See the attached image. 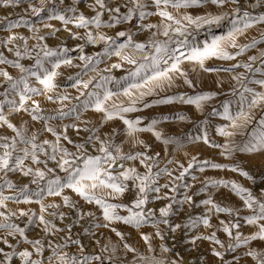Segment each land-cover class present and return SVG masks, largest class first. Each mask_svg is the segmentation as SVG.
Returning a JSON list of instances; mask_svg holds the SVG:
<instances>
[{
	"label": "snow or ice",
	"instance_id": "obj_1",
	"mask_svg": "<svg viewBox=\"0 0 264 264\" xmlns=\"http://www.w3.org/2000/svg\"><path fill=\"white\" fill-rule=\"evenodd\" d=\"M38 2L39 7L32 0H0V7H16L21 3H27L28 9L26 11H30L34 16L39 17L41 13H46L49 20H58L65 26L71 24L77 29L84 30L82 36L79 33H72V39H84L88 44L93 45L102 42L104 48L97 55L102 57L115 56L120 60V63L113 64L112 68H121L124 63H127L131 67L127 71V75L120 79L112 76H100L99 80H96V77L93 76L84 79L83 77L87 76L89 71L96 72V65L102 61L84 54L83 45H77L72 49L60 47L57 50L49 48L45 44L40 46V52L43 55L37 53L33 57L25 41L23 51L19 47H16L13 53L16 57L15 60L8 59L3 53H0V65H7L16 69L19 73L17 77H14L6 69L0 68V78L3 80V84H0V87L4 88V91L0 92V97H3V99H0V125L6 126L14 133L12 137H0V173L6 176L9 172H19L23 177H30V184L36 185V189L34 190L28 184H25L13 196H6L3 194V191H0V208L6 209V203L9 200L17 204H39L40 215L36 217V222H38V225L43 226L42 231L44 236L55 231L70 233L71 225L66 226L65 229H58L51 220L45 218V213H47L53 218L59 216L61 220L65 219V214L62 212H47L48 208L58 209L59 205H45L42 202L45 197H61L63 205L76 210V215L79 219H84L85 216L91 218L90 226L83 230L86 235L94 237L95 232L93 229L110 228L114 222H122L136 229L150 224L155 229V236L161 240L164 239V234L160 225L166 226L172 233H175L181 227L191 229L201 224L205 229H210L213 226L210 223L209 213H225L236 217L234 221L230 220L227 223L224 220L219 221L220 230L229 238L227 245L217 238L215 231L208 235L197 236L190 242L195 245L197 240L209 241L214 245L211 248V255L219 258L221 261L224 259V251L234 252L238 248L246 247L248 248L245 252L246 256L251 257L255 264H264V252L248 247L252 241H264V223L258 225V231L245 236L238 231L241 227V218L238 211L215 203L211 196H209L208 199L202 201V204L208 208V213L202 217L190 218L189 222L184 225H172L169 217L173 213V205L177 203L191 205L193 199L188 195H185L183 200H177L175 195L169 196L167 193L160 195L161 188H166L173 194L179 188L187 189L189 185L183 183V181L186 176L191 175L193 170L203 172L206 167L212 169L227 168L229 171L237 172L241 176L251 179L249 174L238 166H222L207 160L198 161L195 156L188 162L187 167L183 164L179 165L181 170L177 176H173L172 172L167 168L154 172V167H158L157 158L159 153L152 156L148 155L149 146L143 141L138 140L137 134L150 132L165 145L178 143V141L165 139L162 133L157 130L159 121L155 119L149 124L144 125L143 118L141 117H136L135 119L127 118V114L141 111L143 108H150L153 105L179 103L192 105L199 111L205 103L214 99V94L202 92L195 95L184 93L170 96L165 95L154 100L151 104L145 100V97L157 95L158 91H165L171 88L177 78H183V83L189 88L195 86L181 67L183 63L182 57L184 60L195 63L205 72H233L235 69L243 68L245 73H260L264 75V68H253V64L257 61L256 56H249L248 62H237L229 68L210 69L206 67V61L211 58L233 61L237 60V57L244 55L247 50L254 48L257 43L255 40L248 44H239L237 41L248 29L257 24H264V14L253 16L248 11H244L241 14L239 7H232L229 11L233 18L231 19V28L228 32L224 35L213 37L211 43H205L202 47H194L188 45L187 36L190 35L189 28L194 27L198 30L205 26H219L228 17L229 13L224 12L218 15L193 17L187 14V12L179 14V10L202 7L206 4L224 9L228 5H237L239 0H151L150 3L148 0H126L123 4L114 5H110L108 0H94V4L90 7L95 14L91 17L76 14L77 9L75 5L80 0H72L73 6L69 7L66 12L57 11L55 6L49 7V5H54V0H38ZM60 2L63 4V0H60ZM262 3H264V0H256V4L252 5V7H256ZM122 8L126 9V11L122 12ZM152 8L155 11H151ZM170 8L176 10L177 14L169 11ZM68 13H72V15H68ZM105 13L108 14V19L111 23L102 19ZM149 16L160 17L159 23H144ZM134 19L140 21L136 25L138 31H148L150 33L146 42H137L131 31H119L115 37L107 36L99 31L102 27L113 28L122 23H130ZM21 24H28V21L8 22L6 30L11 31L21 26ZM44 26L51 27V25L46 23ZM92 29L97 30L95 34ZM153 29L155 31H152ZM29 30L39 31V29L35 28V25H29ZM161 36L164 39L158 38ZM18 39L24 40L25 38L23 36L9 35L7 41L4 42L5 46L14 43ZM38 39L43 40L44 37L41 36ZM119 40H123V42H118ZM185 47H190L187 54L182 51ZM229 48L236 51L229 52ZM9 51H12V49H9ZM70 52H78L79 55L73 57L69 55ZM25 58L34 59L35 63L31 67H25L20 62ZM76 59L81 62L80 65L73 64V60ZM260 59L261 64L264 65V51L260 52ZM46 63L50 65V68L45 67ZM62 65L80 67L81 69L74 77L69 76V80L73 81L71 87L77 89L79 92V95L74 98L79 103L68 108L67 111H65V106L71 104L72 98L67 94L57 92L58 85L55 83L56 77L60 75L57 70ZM245 73H238L232 76V79L242 89H234L233 91V95H239V110L233 114L230 111V102H224L222 113L213 111V115H220L224 120L228 121L227 127L217 129V134L225 137L227 142L223 145H214V147L222 149L220 154L225 159L231 158L236 151L254 152L264 150V115L260 116L258 120L254 115V111L257 108L264 111V93H256L244 83L247 79ZM30 78H34L35 82L41 87L32 86ZM250 82L264 87V79ZM109 84H115L120 90H111L108 87ZM245 94H248V96ZM40 95H43L51 103H59L61 105L60 108L55 110L54 115L42 114L43 109L40 106V102L34 99L35 96ZM121 96L126 98V103L120 101ZM16 97H18V100L15 99ZM82 97H86V99L82 100ZM29 102H31V107L28 106ZM245 104H247V110H245ZM5 105L9 112L26 111L33 121L42 122L43 131L51 133L55 137V141L50 142L45 139L41 143H37L38 136L36 133L27 136L25 127L21 126L18 128L8 120L4 114ZM89 109L103 114L101 118L102 124L116 119L120 120L125 126L124 134L131 138L134 144H141L145 151L123 153L120 145L113 143L112 138L117 134L115 129L110 136L101 139L100 136L96 135V130L85 128L84 131H92V135L87 137L83 143L75 144V152H70L67 148L63 147L62 140L68 141V143H72V141L67 135L58 133L50 122L56 120L62 121L70 116L73 119L79 120L82 113ZM176 119L182 121L185 117L177 115ZM254 120L256 121L258 131L253 132L247 142L240 146L231 141V137L235 135L236 129L247 127ZM201 133V135L189 137V139L202 140L203 143L209 144L206 130L201 129ZM89 143L99 145L96 148V151L100 153L99 155L93 156L88 154L86 145ZM18 145H23V147H19ZM41 156L44 157L43 160ZM26 160H30L31 165L38 166L43 164L44 168L26 166ZM49 160L53 161L57 168L65 173V177L61 178L55 175L54 169L48 167ZM137 160L145 167L143 174L139 173L135 167H129L119 172H116V169L112 167L118 161ZM121 168H123L122 164ZM46 173H51L54 178H46ZM162 174L171 177L169 183L164 185L158 184V178ZM192 179L195 180L196 177L193 175ZM177 181L181 183L177 184ZM129 182L137 190L136 198L130 207L108 202V198L115 199L128 191ZM209 183L213 186L228 188L240 197L244 206L252 211V215L242 218L245 223L257 225L258 221H264V201L255 197L251 191L231 181L220 180L210 181ZM4 184L9 190L15 189V186L7 180L4 181ZM0 188H3V185H0ZM66 188L71 189L86 203L95 204L101 211L102 222L99 221V218L94 213L82 212L77 208L75 203L70 201L66 195H63ZM97 191L103 192L104 195H97ZM150 193H156L154 199L169 201V203L158 209V216L156 210L145 208L149 202ZM118 208H124L128 214L124 216L119 215L117 212ZM16 215V212H9L7 214L0 212V221H2L0 222V230H3L6 236H10L13 239H16L18 236L19 240H17V244H29L31 251L26 248L17 252L16 245L10 244L7 238L0 239V242L12 249L10 252L0 249V255L3 256L0 264H11L15 256L19 257L20 264H45V261L47 264H104L105 260H107L108 264H123L116 255L117 246L111 243L105 244L100 249L101 253L111 252L110 255L104 256L85 255L81 241L79 239H72L70 235L67 236L64 244H56L55 246L52 245L51 241L43 239L29 240L26 235V228L20 227L10 221V218ZM34 215L33 213L30 216L24 210L19 211L20 217H28L29 225L34 222ZM111 230L120 239L126 252H136V249L125 241L123 233L114 228ZM233 230H236L235 234ZM141 239L148 246L147 250L149 252L154 251L151 245V236L141 233ZM68 241L74 245H80L79 251L82 255V260L64 251L68 246ZM45 244H47V249L51 251V254L47 257L44 256L46 251ZM215 246H219V249ZM160 250L162 253L169 252V249L163 244L160 245ZM34 254L38 257L37 259L32 258ZM136 264H167V262L155 256L139 255ZM171 264H178V262L172 260Z\"/></svg>",
	"mask_w": 264,
	"mask_h": 264
},
{
	"label": "rangeland",
	"instance_id": "obj_2",
	"mask_svg": "<svg viewBox=\"0 0 264 264\" xmlns=\"http://www.w3.org/2000/svg\"><path fill=\"white\" fill-rule=\"evenodd\" d=\"M32 2L37 7H39L38 0H32ZM125 2L126 0H108V3L110 5L123 4ZM148 2L150 3L151 0H148ZM93 4L94 0H80V2L75 5L77 9L76 14H83L87 17L93 16L95 13L90 7ZM254 4H256V0H239V3L237 5H228L224 9H219L216 6L209 4H206L202 7H192L186 10L180 9L179 14L187 12V14L193 17L218 15L224 12L229 13L228 17L224 21H222L219 26H205L198 30L194 27L189 28L190 35L187 36L188 45L194 47H202L205 43H211L213 37L226 34L231 28V19L233 17L231 16L229 10L232 7H239L241 14L244 11H248L253 16L264 14V3L256 7H252V5ZM53 6H55L57 11L66 12L69 7L73 6V3L72 0H63V4H61L60 0H54V5H49V7ZM27 9V3H21L16 7H0V53H3L6 58L15 60L16 57L13 53L16 50V47H19L20 50L23 51L25 41L33 57H35L37 53L43 55V53L40 52V46L45 44L49 48H54L57 50H59L60 47H67L69 49H72L77 45H83L84 54L93 56L102 61L101 63L96 65L97 71H89L88 75L83 77L84 79H88L89 76L96 77V80H99L100 76H112L116 79H120L121 77L127 75V71L131 67L130 65L124 63L121 68H112L111 66L113 64L120 63L118 57H102L97 55L98 53H101L104 48V44L102 42L93 45L88 44L84 39L71 38L72 33H79L82 36L84 32L83 29H77L71 24L65 26L58 20H49L46 13H41L39 17L34 16L30 11H26ZM121 11H126V9L122 8ZM151 11H155V9L152 8ZM169 11L177 14L176 10L174 9L170 8ZM68 15H72V13H68ZM102 19L111 23V21H109L108 19L107 13L104 14ZM20 20H26L28 21V24H21V26L12 29L11 31L6 30V25L8 22L15 23ZM159 21L160 17L149 16L144 21V23L156 24L159 23ZM45 23L51 25V27H45ZM139 23L140 21L134 19L130 23H122L116 25L113 28L102 27L99 31L111 37H115L116 33L119 31H131L134 34V39L137 42H146L150 36V33L148 31H138L136 25ZM29 25H35V28L39 29V31H30ZM92 31L95 34L97 30L92 29ZM152 31H155V29H153ZM9 35L23 36L25 39H18L14 43L7 44V46H5L4 42L7 41ZM41 36L44 37L43 40L38 39V37ZM158 38L164 39V37L162 36ZM253 40L257 41L256 46L252 49L247 50L244 55L237 57V60L225 61L211 58L206 61V67L210 69L229 68L232 64H235L237 62H248L249 56H256L257 61L255 64H253V68H264V65L261 64L260 59V52L264 51V24H257L254 27L248 29L243 35L238 38L237 42L239 44H248ZM118 42H123V40H119ZM9 49H12V51H9ZM189 50L190 47H185L184 49H182V51H184L186 54ZM228 51L234 52L236 50L229 48ZM69 55L75 57L78 56L79 53L70 52ZM181 59L183 60L181 67L186 72L188 78L193 81L195 86L193 88H189L183 83V78H177L175 79L171 88H168L165 91H158L157 95L145 97V100L151 104L154 100L159 99L160 97L165 95L170 96L178 93L195 95L202 92L214 94V99L205 103L203 108L199 111L192 105H184L179 103L153 105L150 108H143L141 111L129 113L127 114V118L135 119L136 117H141L143 118L144 125L149 124L153 119H155L159 121V123L157 124V130L162 133V136L165 139L178 141V143H170L165 145L162 141L157 140L150 132H142L137 134L138 140L143 141L149 146L148 155L152 156L156 153H159V156L157 158L158 167H154V172L162 168H167L172 172L173 176H177L179 175V171L181 170L179 168V165L183 164L185 167H187L188 162L193 156H195L198 161L207 160L211 163L220 164L222 166H238L239 168L246 171L251 177V179H247L237 172L227 170V168L212 169L206 167L205 171L203 172L193 170L191 175L185 177L183 183L189 185L187 189L179 188L178 191L173 194L170 193L168 189L161 188L160 195H164L165 193H167L169 196L175 195L177 200H183L185 195H188L193 199V203L191 205L187 203H184L182 205L177 203L173 205V213L169 217L170 223L172 225H184L185 223L189 222L190 218L204 216L206 213H208V208L202 204V201L208 199L209 196H211L215 203L238 211L239 217L241 218V227L238 229V231L245 236L251 235L252 233L258 231V225L264 223V221H258L257 225H249L245 223L242 218L252 215V211L244 206L243 201L240 199V197L235 195L228 188L213 186L209 183L210 181L220 180L235 182L238 185L251 191L252 194L259 200L264 201V150H257L254 152L236 151L233 153L231 158L225 159L220 154L222 149L219 147H214V145H223L227 142L225 137L217 134V129L221 127H227L228 121L224 120L220 115H213V111L215 110L218 113H222L224 102H230V111L233 114H235L239 110V95H233V91L234 89H240V85L232 79V76L238 73H245V70L243 68H238L233 72H205L202 71L195 63L184 60L183 57ZM20 62L25 67H31L35 63V60L25 58ZM80 63L81 62L78 59L73 60L74 65H80ZM45 67L50 68V65L46 63ZM0 68L6 69L14 77H17L19 75L16 69H13L7 65H0ZM57 71L60 73V75H58L55 79V83L58 85L56 91L60 92L61 94H67L70 98H72L71 104H67L65 106V111H67L68 108H71L73 105L79 103L74 99L79 95V92L77 91V89L71 87L73 81L69 80V76L74 77L81 71V69L80 67H70L62 65ZM97 73H99V75H97ZM245 75L247 76V79L244 83L249 88H252L256 93H264V87H261L259 84L250 82L254 80L264 79V75L260 73H245ZM0 84H3L2 78H0ZM30 84L34 87H41L35 82L34 78H30ZM108 87L113 91L120 90L115 84H109ZM2 91H4V88L0 87V92ZM245 95L248 96V94ZM248 98L250 99V97ZM0 99H3V97H0ZM15 99L18 100V97H16ZM34 99L40 102V106L43 109V115H54L55 110L61 107L59 103L54 104L47 101L43 95L35 96ZM81 99H86V97H82ZM120 101L126 103V98L121 96ZM28 106L31 107V102H29ZM244 107L245 110H247V104H245ZM4 114L6 115L8 120L16 127H25L27 136H31L32 133H36L38 136L37 143H41L45 139L49 140L50 142L55 141V137L51 133L43 131L42 122L33 121L28 112H9L7 110V106L5 105ZM102 115V113H97L89 109L82 113L79 120L73 119V117L70 116L63 119L62 121L56 120L50 123L53 127L56 128V131L58 133L67 135V137L72 141V143H68V141L65 140L61 141L63 147L67 148L70 152L76 151V148L74 147L75 144L83 143L87 139V137L92 135V131H84L85 128L96 130V135L100 136L101 139L110 136L115 129L117 134L112 138L113 143L120 145L123 153L145 151L144 147L141 144H134L132 139L124 134L125 126L120 120L116 119L102 124ZM177 115H182L185 117V119L182 121L178 120L176 119ZM254 115L258 120L260 116L264 115V111H261V109L257 108L254 111ZM73 125L75 126L73 127ZM201 129L206 130L207 136L209 138V144L203 143L202 140L196 141L189 139V137L201 135ZM255 131H258V127L256 121L254 120L252 123L248 124L247 127L236 129L235 135L231 137V141L236 145L242 146L245 142L248 141L251 134ZM13 135L14 133L10 129H8L4 125H0V137H12ZM18 146L23 147V145ZM98 147V144H87L86 148L88 154L93 156L99 155L100 153L96 151V148ZM41 159L43 160L44 157L41 156ZM170 161L171 163H169ZM121 164L123 165V168H121ZM25 165L31 166L33 168H44L43 164L38 166L31 165L30 160H26ZM48 167L54 169L56 176H59L61 178L65 177V173L61 172L53 161H48ZM112 167L116 169V172L122 171L129 167H135L141 174L145 172V167L140 164L139 160L118 161L116 164L112 165ZM193 175L196 177L195 180L192 179ZM0 177H2L0 178V185H3V188H0V191H3V194L6 196L15 195L16 191H18V189L25 184H28L31 189H36V185L30 184L29 182L30 177H23L19 172H9L6 176L3 173H0ZM46 178H54V176L51 173H46ZM170 179L171 177L162 174L158 178V184H167L169 183ZM5 180L11 182L15 186V189L9 190L4 184ZM176 183L180 184L181 182L177 181ZM136 192L137 190L132 187L131 183L129 182L128 191H126L123 195L116 197L115 199L108 198V202L122 205L124 207H130L132 202L136 198ZM96 194L100 196L104 195V193L101 191H97ZM63 195H66L70 201L75 203L77 205V208L82 212H92L97 218H99V221L102 222L101 211L95 204L86 203L71 189H64ZM155 196L156 193H150V199L145 208L156 210V214L158 216V209L169 203V201L164 199H154ZM42 202L45 205H59L58 209L48 208L47 212H62L65 214V219L61 220L59 216L53 218L47 213H45V218L51 220L58 229H65L66 226L71 225L70 233H67L66 231H55L50 232L47 236H44V233L42 231L43 226L38 225V222H36V217L40 215V205L36 203L17 204L9 200L6 203V209L0 208V212H5V214L9 212H16L17 215L12 216L10 218V221L16 223L20 227L26 228V235L29 240L43 239L45 241H51L52 245L55 246L56 244H64L66 242L67 236L70 235L72 239H79L81 241V244L84 247L85 255L108 256L111 254L110 251L107 253H101L100 249L105 244L111 243L113 245H116V255L120 258L123 264H136L139 255L162 258L167 262V264H171L172 260H176L178 264H183V261H185L187 264H255L251 257L245 255V252L248 250V248L246 247L238 248L234 252L224 251V259L223 261H221L219 258L211 255V248L214 245H212L209 241L197 240L195 245L190 242L197 236L208 235L211 232L215 231L217 238L224 242L225 245H227V243L229 242V238L222 230H220L221 226L219 224V221L224 220L227 223L230 220L234 221L236 217L229 216L225 213H209L210 223L213 226L210 229H205L201 224L191 229H185L181 227L180 229H177L175 233H172L166 226L160 225V228L164 234L163 240L155 236V229L152 228L150 224L136 229L130 225H125L122 222H114L110 228L93 229V231L95 232V236L93 237L90 235H86L83 231L84 228L90 226L91 218L85 216L84 219H79L76 215V210L70 209L63 205L61 197H45ZM20 210L28 212L30 216H32L34 213V222L29 225L27 216H19ZM117 212L122 216L128 214L127 211L124 210V208H118ZM112 228L123 233L125 241L136 249L135 253H129L123 249V245L120 242V239L111 230ZM235 231L236 230H233L234 234ZM141 233L147 234L152 237L151 245L154 251L149 252L147 250L148 246L141 239ZM3 238H7L10 244L16 245L17 252L22 251L26 248L31 251V247L29 244H17V240H19L18 236L16 239H13L10 236H6V233L3 230H0V239ZM161 244L169 249L168 253L161 252ZM215 247L219 249V246ZM248 247L254 248L260 252H264V241H252L248 245ZM45 248L46 251L44 253V256L47 257L51 254V251L50 249H47V244H45ZM79 248L80 245H74L70 241H68V246L64 249V251L68 252L69 255H75L78 259L82 260V255L79 251ZM0 249H3L6 252L12 251V249H10L2 242H0ZM32 258L37 259L38 257H36L34 254ZM0 260H3L2 255H0ZM11 264H20L19 257H13V261L11 262ZM45 264H47L46 261ZM104 264H108L107 260L104 261Z\"/></svg>",
	"mask_w": 264,
	"mask_h": 264
},
{
	"label": "water",
	"instance_id": "obj_3",
	"mask_svg": "<svg viewBox=\"0 0 264 264\" xmlns=\"http://www.w3.org/2000/svg\"><path fill=\"white\" fill-rule=\"evenodd\" d=\"M183 264H187L185 261H183Z\"/></svg>",
	"mask_w": 264,
	"mask_h": 264
}]
</instances>
